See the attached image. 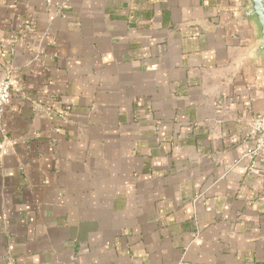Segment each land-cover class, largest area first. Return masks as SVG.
<instances>
[{
  "label": "crops",
  "instance_id": "crops-1",
  "mask_svg": "<svg viewBox=\"0 0 264 264\" xmlns=\"http://www.w3.org/2000/svg\"><path fill=\"white\" fill-rule=\"evenodd\" d=\"M250 6L0 0V264H264Z\"/></svg>",
  "mask_w": 264,
  "mask_h": 264
},
{
  "label": "built area",
  "instance_id": "built-area-1",
  "mask_svg": "<svg viewBox=\"0 0 264 264\" xmlns=\"http://www.w3.org/2000/svg\"><path fill=\"white\" fill-rule=\"evenodd\" d=\"M20 90L13 88L9 80H0V123L2 124L6 108L12 102L14 96L19 94ZM2 133L6 130L4 127L1 129ZM249 138L255 142L256 147L253 151L249 152L246 156L253 158L254 156H261L264 158V116L256 118L250 126L248 132ZM1 149L5 150V146L2 143Z\"/></svg>",
  "mask_w": 264,
  "mask_h": 264
},
{
  "label": "water",
  "instance_id": "water-1",
  "mask_svg": "<svg viewBox=\"0 0 264 264\" xmlns=\"http://www.w3.org/2000/svg\"><path fill=\"white\" fill-rule=\"evenodd\" d=\"M251 6L247 10L245 17L255 20L262 41L264 42V0H249ZM260 51L264 52V44L260 46Z\"/></svg>",
  "mask_w": 264,
  "mask_h": 264
}]
</instances>
